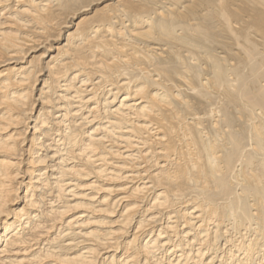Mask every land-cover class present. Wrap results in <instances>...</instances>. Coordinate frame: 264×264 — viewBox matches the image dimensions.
I'll return each instance as SVG.
<instances>
[{
	"label": "bare ground",
	"instance_id": "obj_1",
	"mask_svg": "<svg viewBox=\"0 0 264 264\" xmlns=\"http://www.w3.org/2000/svg\"><path fill=\"white\" fill-rule=\"evenodd\" d=\"M0 264H264V0H0Z\"/></svg>",
	"mask_w": 264,
	"mask_h": 264
}]
</instances>
